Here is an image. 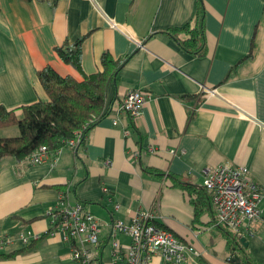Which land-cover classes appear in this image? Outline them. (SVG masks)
<instances>
[{
  "label": "crops",
  "instance_id": "obj_1",
  "mask_svg": "<svg viewBox=\"0 0 264 264\" xmlns=\"http://www.w3.org/2000/svg\"><path fill=\"white\" fill-rule=\"evenodd\" d=\"M202 2L207 53L195 57L165 31L193 24L198 0H0V106L7 109L48 101L37 75L47 66L83 78L56 52L66 39L85 36V74L102 68L104 52L115 59L132 55L108 91V114L84 144L64 147L42 164L2 159L0 238L25 231L39 237L0 251V264H79L61 233H47V211L62 188L70 204H83L98 218L103 236L114 219L152 210L155 223L189 248L184 264H244V257L264 264V198L254 236L233 253L215 224L213 203L198 216L197 195L171 177L201 189L207 169L241 165L264 192V0ZM133 89L151 94L133 119L137 131L120 110ZM18 134V126L0 128V137ZM105 242L99 256L106 259ZM151 264L164 262L156 257Z\"/></svg>",
  "mask_w": 264,
  "mask_h": 264
},
{
  "label": "built area",
  "instance_id": "obj_2",
  "mask_svg": "<svg viewBox=\"0 0 264 264\" xmlns=\"http://www.w3.org/2000/svg\"><path fill=\"white\" fill-rule=\"evenodd\" d=\"M204 93L214 95L215 90L206 89ZM150 98L151 94L143 89L130 90L122 98L120 110L135 119L142 114ZM81 138V133L76 132L75 137L67 141V147L76 149ZM135 155L139 157L138 152ZM49 159L48 149L43 145L28 161L42 164ZM203 187L212 196L217 226L230 230L238 238L254 236L252 224L261 217L264 192L244 166L223 164L207 169ZM104 191L108 193L107 188ZM108 200L112 201V198L108 197ZM114 208L119 210L121 206L115 203ZM47 215L50 222L47 233H61L64 242L70 246L72 259L79 264H151L156 257L164 264H184L191 258L189 248L173 232L155 223L152 210L132 212L128 220L114 219L105 236L98 218L83 204H70L65 192L59 191L58 200ZM38 237L29 231L21 232L17 237L4 236L0 238V251L12 249L18 242L27 245ZM123 237L128 238L127 245L122 243ZM104 238L107 239L104 245L110 250L106 259L104 255L99 256Z\"/></svg>",
  "mask_w": 264,
  "mask_h": 264
},
{
  "label": "trees",
  "instance_id": "obj_3",
  "mask_svg": "<svg viewBox=\"0 0 264 264\" xmlns=\"http://www.w3.org/2000/svg\"><path fill=\"white\" fill-rule=\"evenodd\" d=\"M165 33L188 54L195 57L205 56L207 42L202 0H198L193 24L168 29ZM84 39L85 36L74 41L66 39L61 46L56 47L62 61L83 75L81 80L72 76H62L47 66L39 70L37 75L49 97L48 101L39 100L14 109L0 106V128L11 126L19 128L17 136L0 137V166L4 157H12L17 163L28 160L43 145L47 147L50 158L53 159L62 148L67 147V141L74 138L76 132L82 135L79 145L84 144L90 131L108 114L109 109L106 110L108 91L112 85L116 86L119 72L132 55L115 59L110 53L104 52L101 56L102 68L95 73L85 74L82 71ZM130 126L137 131L132 118ZM149 172L159 174L156 170ZM171 177L175 183L197 195L193 203L196 205L198 216L206 203L212 204V196L204 187L199 189L173 175ZM61 191L66 192V189L62 188ZM217 227L224 232L233 253L242 249L240 238L222 226ZM14 254L16 252L1 256L9 257ZM243 263L253 264L247 257H244Z\"/></svg>",
  "mask_w": 264,
  "mask_h": 264
},
{
  "label": "water",
  "instance_id": "obj_4",
  "mask_svg": "<svg viewBox=\"0 0 264 264\" xmlns=\"http://www.w3.org/2000/svg\"><path fill=\"white\" fill-rule=\"evenodd\" d=\"M240 241L244 244V246H247V245H248V242L246 241V238L242 237V238L240 239ZM238 259H239L238 256H234L233 261H234V260H238Z\"/></svg>",
  "mask_w": 264,
  "mask_h": 264
}]
</instances>
